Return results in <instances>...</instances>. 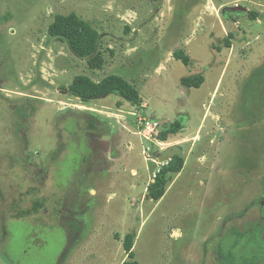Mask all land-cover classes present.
<instances>
[{
    "label": "rangeland",
    "instance_id": "374dc122",
    "mask_svg": "<svg viewBox=\"0 0 264 264\" xmlns=\"http://www.w3.org/2000/svg\"><path fill=\"white\" fill-rule=\"evenodd\" d=\"M70 12L98 31L101 68L49 35ZM78 74L138 99L84 103ZM142 118L181 128L162 141ZM3 152L0 264H122L129 233L139 264H264V0H0Z\"/></svg>",
    "mask_w": 264,
    "mask_h": 264
},
{
    "label": "trees",
    "instance_id": "16d2710c",
    "mask_svg": "<svg viewBox=\"0 0 264 264\" xmlns=\"http://www.w3.org/2000/svg\"><path fill=\"white\" fill-rule=\"evenodd\" d=\"M48 33L65 42L75 55L86 60L90 68L97 69L103 66L104 59L98 51V31L76 13H57L48 27ZM174 56L185 65L190 62L189 57L182 50L177 51ZM202 80L203 76L197 75L195 77H185L183 81L187 86L199 87ZM68 89L70 93L84 103L110 94L118 95L130 102H136L138 99V93L134 87L116 74L108 75L100 81H94L87 75L78 74L73 77ZM180 128V120L161 122L159 131L156 134L157 138L165 141L169 134L178 132ZM22 149L20 152H22ZM17 152L20 153L18 150ZM182 164V157L178 154H173L170 161L159 168L153 182L148 187L150 198L158 200L163 196L165 186L169 180L168 174L179 172ZM123 247L127 259L122 264H139L134 259L132 234L129 233L125 236ZM3 258L7 261L5 255Z\"/></svg>",
    "mask_w": 264,
    "mask_h": 264
},
{
    "label": "flooded vegetation",
    "instance_id": "af4514ba",
    "mask_svg": "<svg viewBox=\"0 0 264 264\" xmlns=\"http://www.w3.org/2000/svg\"><path fill=\"white\" fill-rule=\"evenodd\" d=\"M26 128H24V126H20L19 128H17V125L16 124H13L12 125V137H16V140H19V141H22V146L25 145L24 143V135H21V133L25 130ZM17 131V132H16ZM20 133V134H19ZM18 135L21 136L22 139H19L18 138ZM2 155V156H1ZM0 159H1V162H8V155L4 154V152L2 154H0Z\"/></svg>",
    "mask_w": 264,
    "mask_h": 264
},
{
    "label": "built area",
    "instance_id": "2783aa9c",
    "mask_svg": "<svg viewBox=\"0 0 264 264\" xmlns=\"http://www.w3.org/2000/svg\"><path fill=\"white\" fill-rule=\"evenodd\" d=\"M139 124L140 125H144L146 127H149L151 130H155V129H158L159 130V127L161 125V122L158 121V120H152V121L150 120L149 121V120H145L144 118H142V119H140Z\"/></svg>",
    "mask_w": 264,
    "mask_h": 264
}]
</instances>
